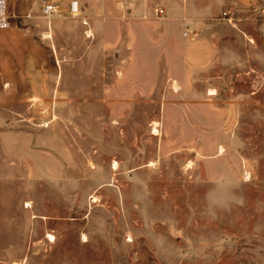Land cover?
<instances>
[{
	"label": "rangeland",
	"instance_id": "1",
	"mask_svg": "<svg viewBox=\"0 0 264 264\" xmlns=\"http://www.w3.org/2000/svg\"><path fill=\"white\" fill-rule=\"evenodd\" d=\"M67 1L6 0L0 264H264V0L207 3L196 90Z\"/></svg>",
	"mask_w": 264,
	"mask_h": 264
},
{
	"label": "crops",
	"instance_id": "2",
	"mask_svg": "<svg viewBox=\"0 0 264 264\" xmlns=\"http://www.w3.org/2000/svg\"><path fill=\"white\" fill-rule=\"evenodd\" d=\"M226 1L105 0L96 7L94 0H78L80 15L77 19L84 20L88 26H83V30L92 34L100 25H118L121 38L133 42L136 48L142 44L146 56L168 58L170 54L177 65L176 70L168 72L170 78L180 89L196 90L205 85L200 81L201 74L223 52L209 36L213 5L207 3L222 5ZM96 8L98 11L94 10ZM108 10H114L117 17L109 19ZM172 44L175 47L170 49ZM165 61L170 63L168 59Z\"/></svg>",
	"mask_w": 264,
	"mask_h": 264
},
{
	"label": "built area",
	"instance_id": "3",
	"mask_svg": "<svg viewBox=\"0 0 264 264\" xmlns=\"http://www.w3.org/2000/svg\"><path fill=\"white\" fill-rule=\"evenodd\" d=\"M39 5L41 15L45 17L59 16L64 12L60 9L59 4L56 0H31ZM162 12V10H160ZM65 13L71 17H78L80 15V8L78 0H69L67 2ZM9 18L7 12L6 0H0V29H6L9 27ZM82 23L86 24L84 20ZM187 34V31L184 32Z\"/></svg>",
	"mask_w": 264,
	"mask_h": 264
}]
</instances>
